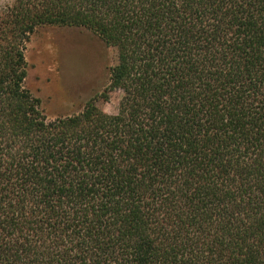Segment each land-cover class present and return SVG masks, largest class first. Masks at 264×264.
<instances>
[{
    "label": "trees",
    "instance_id": "trees-1",
    "mask_svg": "<svg viewBox=\"0 0 264 264\" xmlns=\"http://www.w3.org/2000/svg\"><path fill=\"white\" fill-rule=\"evenodd\" d=\"M116 50L47 118L40 26ZM0 264H264V0H0Z\"/></svg>",
    "mask_w": 264,
    "mask_h": 264
},
{
    "label": "rangeland",
    "instance_id": "rangeland-1",
    "mask_svg": "<svg viewBox=\"0 0 264 264\" xmlns=\"http://www.w3.org/2000/svg\"><path fill=\"white\" fill-rule=\"evenodd\" d=\"M25 60L24 85L39 99L47 118L76 113L94 97L104 112H116L119 91L108 102L96 96L108 83L116 50L92 32L69 26L37 27L26 44Z\"/></svg>",
    "mask_w": 264,
    "mask_h": 264
}]
</instances>
